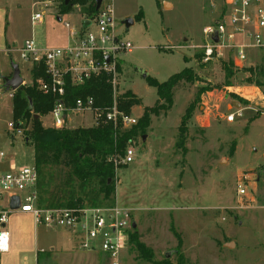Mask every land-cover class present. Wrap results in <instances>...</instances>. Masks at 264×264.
Listing matches in <instances>:
<instances>
[{
	"label": "rangeland",
	"instance_id": "rangeland-1",
	"mask_svg": "<svg viewBox=\"0 0 264 264\" xmlns=\"http://www.w3.org/2000/svg\"><path fill=\"white\" fill-rule=\"evenodd\" d=\"M108 5L117 33L134 47L120 55L117 78V93L131 90L142 101L132 117L140 119L158 100L139 70L160 83L188 68L199 79L182 86L171 110L152 117L146 134L132 144L134 162L116 172L115 204L133 211L136 231L156 261L172 252L174 264H264V56L233 65L231 78L224 60L202 61L203 31L222 14V0H102L103 8ZM140 10L144 20L126 29L123 22L135 20ZM35 14L41 21L32 22ZM87 19L78 8L60 16L55 2L0 0V153L8 163L35 166L24 128L18 134L13 127L14 92L4 89L12 63L20 67L23 88L32 85L34 65L22 61L18 51L28 39L39 48L66 47L69 29L79 31ZM191 106L182 151L179 128ZM238 112L242 117L226 122ZM69 117L68 129L94 125L90 113ZM42 123L52 127V118ZM239 185L245 196L238 194ZM7 230L11 250L0 264H110L101 254L82 259L88 253L81 248L84 236L37 225L31 215L10 216ZM120 262L148 264L130 244Z\"/></svg>",
	"mask_w": 264,
	"mask_h": 264
},
{
	"label": "built area",
	"instance_id": "built-area-1",
	"mask_svg": "<svg viewBox=\"0 0 264 264\" xmlns=\"http://www.w3.org/2000/svg\"><path fill=\"white\" fill-rule=\"evenodd\" d=\"M223 12L214 24L205 27L206 38L200 46L204 63L224 60L234 66L264 56V0H222ZM41 14L32 16V22L41 21ZM84 24L79 31L69 29L71 43L63 48H39L34 39H28L18 51L22 61L33 64V68L44 65L49 80H38L39 89L44 94L58 98L50 114L52 128L62 130L71 122L69 115L90 113L94 125L120 123L123 128H131L138 120L127 116L118 108L116 95L118 65L120 55L130 53L133 45L122 39L113 23V7L99 9L96 16ZM219 22V24H216ZM69 28V25H65ZM215 36L218 42L214 41ZM193 47H191L192 49ZM264 58V57H263ZM109 59V60H107ZM106 73L112 76L114 104L106 109L95 108L94 100L77 98L73 107H66V80L79 85L86 79ZM242 117V112L229 115L227 122ZM18 134L22 131L17 130ZM135 151L129 145L124 155L115 161L116 168L129 166L134 162ZM38 171L33 167H17L15 162H7L0 153V262L1 257L10 252V234L7 230L10 216L29 214L37 225L48 229H65L84 233L81 248L84 251L104 254L110 264H121V253L126 249L129 232L133 230V211L116 205L108 208L84 209H44L37 203ZM238 194L245 196V189L239 185ZM15 199L19 208L12 209Z\"/></svg>",
	"mask_w": 264,
	"mask_h": 264
},
{
	"label": "trees",
	"instance_id": "trees-1",
	"mask_svg": "<svg viewBox=\"0 0 264 264\" xmlns=\"http://www.w3.org/2000/svg\"><path fill=\"white\" fill-rule=\"evenodd\" d=\"M42 3L55 2L58 13L65 16L78 8L82 15L90 20L99 12L98 0H39ZM142 10L135 16V22L144 20ZM226 78L233 77V64L223 63ZM118 65V72H121ZM32 85L18 89L12 97L13 127L21 131L24 128L26 144L34 148L35 167L38 171L37 203L44 209H84L108 208L115 206L117 187L115 161L124 155L129 145L144 136L150 127L152 117H160L169 112L173 106L176 92L184 85H194L199 81L192 69L188 68L173 75L164 83L156 79L147 78L148 86L157 92L158 100L154 107L146 108L136 125L123 128L122 124L93 125L76 129L63 128L57 130L44 127L42 118L50 116L58 98L51 94H44L38 85V80L48 81V75L43 64L32 68ZM258 74L253 82L257 83ZM66 94L63 102L66 107H73L77 98L94 100L95 108L106 109L114 104L116 97L118 108L127 116L132 110L142 104L131 90L114 97L112 76L102 73L86 79L84 83L75 85L68 77L66 80ZM29 100L32 102L30 108ZM192 106L189 107L179 128L177 148L184 151L187 129L186 124L191 119ZM39 118L36 119L35 117ZM136 229L129 232L128 244L138 254V259L148 264H174L164 258L156 261L154 254L141 241ZM178 264H182L179 260Z\"/></svg>",
	"mask_w": 264,
	"mask_h": 264
},
{
	"label": "water",
	"instance_id": "water-1",
	"mask_svg": "<svg viewBox=\"0 0 264 264\" xmlns=\"http://www.w3.org/2000/svg\"><path fill=\"white\" fill-rule=\"evenodd\" d=\"M70 0H66V4L69 3ZM97 10L99 11V9L101 8V5H102V0H98V3H97ZM167 5L169 4H166L164 5V7H166ZM60 21V20H59ZM134 19L132 18H127L124 22H123V25L126 29H129L130 27H132L134 25ZM216 24H219V22H216ZM84 28H86L88 25H89V21H86V23L84 24ZM214 41L215 42H218V38L217 36H215L214 38ZM109 60V59H107ZM12 70H13V75L11 78H7L4 80V89L9 92V91H12V92H16L18 89L22 88V86L24 85V80L23 78L21 77V71H20V67L18 64L16 63H12ZM140 73L142 74L144 80L146 81L147 78L149 77L148 73H146L145 71L143 70H139ZM29 103H30V108H32V102L31 100H29ZM36 119H38L39 117L36 116L35 117ZM28 140H26L25 143H27ZM12 209H18L19 208V200L18 199H15L12 206H11ZM137 228V225L136 223L134 222L133 223V229H136ZM234 246L233 244H227L226 246ZM225 246V247H226ZM172 255V252H168L165 254V258L166 259H170Z\"/></svg>",
	"mask_w": 264,
	"mask_h": 264
},
{
	"label": "crops",
	"instance_id": "crops-1",
	"mask_svg": "<svg viewBox=\"0 0 264 264\" xmlns=\"http://www.w3.org/2000/svg\"><path fill=\"white\" fill-rule=\"evenodd\" d=\"M51 2H47V3H44V4H50ZM170 6V5H169ZM79 12H80V10H79ZM81 13V12H80ZM82 14V13H81ZM59 20L61 21V19L59 18ZM86 21L87 20H85L84 21V23H86ZM134 22H135V20H134ZM136 23V22H135ZM134 23V24H135ZM83 26V25H82ZM259 94H260V92H259ZM234 106H235V104H233ZM238 106V105H237ZM227 122V121H226ZM228 123H230V122H228ZM233 123V122H232ZM18 214H20V213H18ZM15 215V214H14ZM13 215V216H14ZM21 215H29V214H21ZM12 218V217H11ZM67 232H69V235L71 236V237H75V236H84V233H82V232H80V231H77V232H72V231H67ZM71 239V238H70ZM11 250V249H10ZM88 253L87 254H83L82 255V259L83 258H89V257H92L93 255H96V254H101V255H104V254H102V253H100V252H90V251H87Z\"/></svg>",
	"mask_w": 264,
	"mask_h": 264
}]
</instances>
